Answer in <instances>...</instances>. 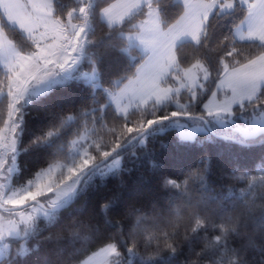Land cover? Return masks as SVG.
Returning <instances> with one entry per match:
<instances>
[{"label": "snow or ice", "instance_id": "1", "mask_svg": "<svg viewBox=\"0 0 264 264\" xmlns=\"http://www.w3.org/2000/svg\"><path fill=\"white\" fill-rule=\"evenodd\" d=\"M164 5L0 0V264H29L53 239L70 241L53 264H154L177 251L174 238L163 233L144 241L140 226L156 217L129 203L123 181L91 209L71 212L74 201L97 177L107 187L109 177L131 173L130 158L141 159L136 150L148 153L156 134L170 129L181 141L203 134L212 142L264 144V0H180L171 13ZM97 24L106 46L116 51L115 41H126L119 53L139 45L143 54L118 55L119 68L111 70L90 38ZM186 42L191 60L180 54ZM65 89L87 91L88 99L49 113L29 135L31 108ZM28 157L35 160L31 170ZM207 172L203 158L180 176L161 172L156 200L168 201L169 215L173 204L177 214L183 208L191 217L188 234H203L209 247L240 264L241 249L232 247L239 234L220 227L232 217L217 223L201 214L217 199ZM248 195L255 197L252 184L240 193L242 200ZM156 200L147 207L155 210ZM121 213L129 219L114 218ZM85 214L87 221L79 219Z\"/></svg>", "mask_w": 264, "mask_h": 264}, {"label": "trees", "instance_id": "2", "mask_svg": "<svg viewBox=\"0 0 264 264\" xmlns=\"http://www.w3.org/2000/svg\"><path fill=\"white\" fill-rule=\"evenodd\" d=\"M114 1L116 0H109L111 3ZM158 2L165 4L163 6L165 11L171 13L176 11L174 5H179L180 0H158ZM64 3L74 6V0H64ZM95 27V36L90 38L99 41L95 51L103 57L104 65L111 70L116 71L119 68L118 55L127 59L128 55L139 57L143 54L137 45L133 46L128 53H119V48L127 46L126 41H115L117 50L114 51L113 48L106 46L105 41L99 40L104 31L102 26L97 24ZM180 54L191 60L194 53L190 42L185 43ZM208 55H213V53H208ZM187 63L188 61L182 62V66H187ZM78 74V72H74L72 75L75 77ZM87 99V91L65 89L45 99L43 103L36 104L31 108L32 116L29 117L28 134L31 135L39 126L44 125L49 113L79 105ZM179 99L180 103H185V94L182 93ZM4 104V97H0V107ZM101 134L103 135V133ZM202 135H199L196 141H181L175 129H170L166 133H157L155 140L149 146L148 153L142 154L136 150L141 159L130 158L131 162L128 167L132 168L131 173H123L116 178L109 177L107 187L97 177L95 183L74 201L70 211H78L81 207L91 209L97 206L109 194V189L123 181L124 186L128 188L129 203L136 207L145 206V214L149 217H156L155 220L144 221L140 226L144 241L147 242L156 235H161L163 238V233H169L174 238L177 251L174 254H164L154 261V264H193V261L195 264H233L234 256L218 248L209 247V241L204 239L203 234L197 236L188 234L191 217L183 208L177 214L175 212L177 205L173 204V212L169 215L168 201L156 200L159 196L157 177L161 172L170 176H180L190 167L196 166L203 158L208 167L206 175L209 185L214 189L212 194L217 199L209 201L206 207L202 206L201 214L207 212L217 223L220 222L221 217L230 215L232 221L228 222L225 219L220 227L227 232L234 226L235 232L239 234L233 238L232 247L241 249L240 264H264V199L259 198V195L264 193V172L260 171L261 168H264V144L243 147L236 143L220 140L212 142ZM107 138L105 136V139ZM27 163L31 170L35 160L28 157ZM233 169L236 171L234 172ZM250 184L255 187V197L246 196L244 200H247L248 203H245L241 199L240 193L242 190L247 193ZM230 193L231 196H229ZM154 200H156L157 208L152 210L147 206ZM114 218L122 222L129 219L123 213ZM79 219L87 221L88 216L85 214ZM130 223L133 227L136 226L135 217L131 218ZM50 231L55 234L57 228H51ZM186 234H188L187 238H185ZM208 235L214 236L211 232ZM158 242L153 240V244ZM69 243L70 241L58 242L53 239L42 244L29 264H53L55 254L60 247ZM245 245L250 249L246 255L242 250ZM202 249L207 250L203 255H197ZM136 264H139L138 260Z\"/></svg>", "mask_w": 264, "mask_h": 264}, {"label": "rangeland", "instance_id": "3", "mask_svg": "<svg viewBox=\"0 0 264 264\" xmlns=\"http://www.w3.org/2000/svg\"><path fill=\"white\" fill-rule=\"evenodd\" d=\"M139 47V45H137ZM139 49L143 52V50L139 47ZM84 70H87V69H84ZM201 135V134H198V136ZM202 137H206L205 135H202Z\"/></svg>", "mask_w": 264, "mask_h": 264}, {"label": "crops", "instance_id": "4", "mask_svg": "<svg viewBox=\"0 0 264 264\" xmlns=\"http://www.w3.org/2000/svg\"><path fill=\"white\" fill-rule=\"evenodd\" d=\"M115 2H117V0H116V1H114V2H112V3H115Z\"/></svg>", "mask_w": 264, "mask_h": 264}]
</instances>
